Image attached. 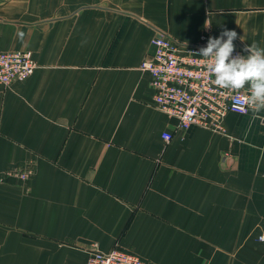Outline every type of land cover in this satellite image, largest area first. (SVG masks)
<instances>
[{"label": "crops", "instance_id": "crops-1", "mask_svg": "<svg viewBox=\"0 0 264 264\" xmlns=\"http://www.w3.org/2000/svg\"><path fill=\"white\" fill-rule=\"evenodd\" d=\"M225 30L264 47V0H0V52L37 65L0 87V264H86L94 246L264 264V111L180 130L139 69L157 32ZM14 168L31 176L3 180Z\"/></svg>", "mask_w": 264, "mask_h": 264}, {"label": "built area", "instance_id": "built-area-1", "mask_svg": "<svg viewBox=\"0 0 264 264\" xmlns=\"http://www.w3.org/2000/svg\"><path fill=\"white\" fill-rule=\"evenodd\" d=\"M209 37L203 33L198 42L185 44L157 32L152 39L154 54L140 64V70L150 75L155 107L176 120L177 128L187 130L197 126L217 133L224 131V119L230 112L244 115L237 105L243 103L247 90L233 93L218 89L200 63V48L206 47ZM193 53V54H192ZM244 49H235L233 56H247ZM37 65L30 51L0 52V87L26 81ZM264 120V118H262ZM168 143L172 134H162ZM31 170L25 168L6 171L2 179L28 180ZM264 241V236L258 237ZM86 264H146L138 255L119 248L101 252L93 247Z\"/></svg>", "mask_w": 264, "mask_h": 264}, {"label": "clouds", "instance_id": "clouds-1", "mask_svg": "<svg viewBox=\"0 0 264 264\" xmlns=\"http://www.w3.org/2000/svg\"><path fill=\"white\" fill-rule=\"evenodd\" d=\"M236 38L235 31L225 30L219 38L209 37L207 46L194 55L201 58V65L218 89L233 93L247 90L243 103L237 105L241 111H264V47L253 42L246 48L247 56H233Z\"/></svg>", "mask_w": 264, "mask_h": 264}]
</instances>
